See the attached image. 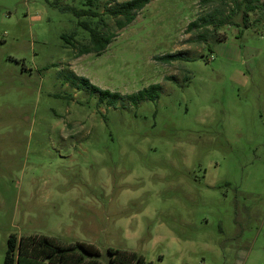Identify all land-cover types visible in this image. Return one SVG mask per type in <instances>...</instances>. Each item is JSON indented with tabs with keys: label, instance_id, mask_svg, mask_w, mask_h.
I'll return each instance as SVG.
<instances>
[{
	"label": "rangeland",
	"instance_id": "obj_1",
	"mask_svg": "<svg viewBox=\"0 0 264 264\" xmlns=\"http://www.w3.org/2000/svg\"><path fill=\"white\" fill-rule=\"evenodd\" d=\"M126 1L77 18L59 7L86 0H0V264L13 235L91 244L103 264L109 248L264 264V0H151L119 31L105 12ZM81 22L117 35L102 55L77 56ZM151 85L159 99H126Z\"/></svg>",
	"mask_w": 264,
	"mask_h": 264
},
{
	"label": "trees",
	"instance_id": "obj_2",
	"mask_svg": "<svg viewBox=\"0 0 264 264\" xmlns=\"http://www.w3.org/2000/svg\"><path fill=\"white\" fill-rule=\"evenodd\" d=\"M206 1V0H204ZM253 4L256 0H250ZM247 2V7L243 12V23L246 24L247 16L255 8L251 6V3ZM95 0H86L87 9H76L75 7H59L57 3L53 5L59 7L62 11L71 12L77 18H98L102 17V14L95 12L91 9ZM151 0H128L115 7L107 9L105 14L115 21V27L117 30H123L127 26L131 25L137 18L139 12H141ZM231 17H225L218 21V26L232 25L228 23ZM103 20L100 19L99 24L103 25ZM80 26L89 33L90 42L88 45L82 46L78 50L77 56H83L88 54H95L97 56L102 55L107 47L111 44L112 40L116 38V34L108 31L104 33L98 28H91L87 23L81 22ZM193 28H201L197 22L191 23L188 26V30ZM62 39L65 43L72 45L73 35H63ZM205 39V37H202ZM225 37L218 38L216 41H223ZM181 56L178 55H166L156 57L155 61L171 65L176 61H183ZM173 78L171 77L170 80ZM83 89L89 91L92 95L99 96V102L104 103L110 101L111 105L118 101L124 100V97L119 93H111L104 91L95 85H92L87 79L80 80ZM160 85H151L146 89L139 91L136 94L129 95L126 99L137 106L139 103L145 100L155 101L159 99ZM109 264H146L145 258L135 252L126 250H117L113 248L108 249ZM101 253L97 247L86 243H71L62 244L54 237L43 235H32L28 237H21L18 239L15 235L11 236L8 240L7 251L5 255L4 264H103L100 261Z\"/></svg>",
	"mask_w": 264,
	"mask_h": 264
}]
</instances>
